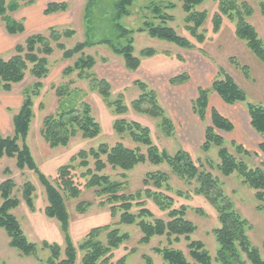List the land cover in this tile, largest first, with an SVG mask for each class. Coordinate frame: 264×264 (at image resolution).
Wrapping results in <instances>:
<instances>
[{"label":"trees","instance_id":"1","mask_svg":"<svg viewBox=\"0 0 264 264\" xmlns=\"http://www.w3.org/2000/svg\"><path fill=\"white\" fill-rule=\"evenodd\" d=\"M135 1L137 0H116L113 4L110 21L116 31L115 38L118 43H114L109 38L93 40L91 9L96 0H88L84 10V21L88 29L87 40L77 42L72 48H66L63 43L58 42L59 36L70 37L74 34V30L66 28L58 32L50 27L48 36L42 33L30 34L23 43L14 46L13 54L9 58H0V90L10 91L13 85L23 80L26 73L36 79L30 87L27 86L22 91L20 106L12 116V134L0 136V159L2 157L13 158L18 169H29L37 174L47 200L44 214L57 219L61 225L65 243L63 249L55 243L49 244L42 241L41 249H47L49 254L45 263L41 264H75L78 249L82 251L81 264H126L127 255H122L114 263L110 261L112 251L120 247L128 238V234L122 233L118 227L122 224H136L139 227L142 232L139 243H148L153 236H166V239L170 241H178L182 237L187 241V254L192 261H189L181 250L166 246L156 248V252L161 255L162 264H211L212 258L205 249L204 243L190 237L196 230V226L185 218V206L171 208L172 197L164 196L159 191L154 192L150 188L152 186V188L161 189L164 185L168 186L169 178L166 172L156 170L147 173L142 180L144 189L135 194L124 193V183L113 180L111 175L103 172L107 167L112 171L119 170L118 175L125 180V172L144 162L153 165L166 163L170 170L188 185L194 182L196 186L193 192L202 194L214 205L218 214V225L211 232L218 244L214 258L219 264H264V257L260 250L251 245L246 235V230L250 228L249 222L234 211L217 177L202 169L201 162L193 161L183 149L177 150L174 154L158 149L151 139L148 127L121 117L128 110L123 102V96L119 94L116 99L110 100V84L92 72L96 61L91 55H80L71 66L63 69V74L70 75L77 71L79 78L92 81L103 101L117 116L112 124L113 130L121 137L127 134L137 146L130 148L118 141L113 145L100 143L97 147L79 150L70 158V163L57 168L52 179L42 174L34 161L26 139L33 118V97L39 94L42 87L41 79L49 72L47 56L53 52L50 41L56 42V47L62 52V58L66 60L76 54H81L85 48L95 44H106L114 54L121 57L124 68L134 72L141 64L140 59L133 53V33L135 31L122 26L117 20L122 16H128V8ZM204 1L206 0H179L185 14V28L197 43L205 40V35L199 32V28L206 18V11H198L195 7ZM214 1L217 3V11L212 17L213 30L218 29L223 16L235 21L236 37L244 40L252 53L264 63V43L255 28L246 20L252 14V7L246 2L237 3L236 0ZM22 3L32 4L33 0H0V19L3 21L5 31L10 35L24 32L23 21L13 19L8 15V12H15ZM150 7L151 19L146 17L142 26L136 29L137 32H146L152 38L173 43L185 50L195 48L189 39L178 35L168 24L173 21V16L166 10L173 9L174 3L167 2L165 5L152 3ZM66 9L67 4L64 1L50 2L45 6L43 13L50 14ZM261 12L264 13V3L261 4ZM155 53L153 48L146 47L141 49L139 54L146 57ZM188 79L186 73H180L171 77L168 82L171 85H179ZM132 85L138 89L139 94L130 102V106L136 112L145 113L157 119L165 137L172 136L175 124L159 104L157 92L139 79H135ZM56 89L57 95L61 96L60 88ZM210 92L217 94L227 105L245 103L249 125L260 137L257 148L263 155L264 107L260 104L246 102L244 91L221 68L217 69L208 87L197 88L196 96L190 102L191 111L199 120L205 121L206 116L210 119V124L204 129V140L200 149L208 152L215 147L219 160L216 168L221 175L227 177L236 173L244 185L255 191L256 200L264 204V170L260 166H250L244 159L230 153L224 138L218 131L231 134L234 124L214 107L209 106ZM99 131L100 126L90 115L89 107L84 106L81 113L75 112L73 108H67L45 116L42 120L40 135L49 147L55 148L66 146L78 132L83 137L95 138ZM230 144L236 154L244 157L252 155L248 148L236 140L231 139ZM141 146L145 147V151L140 149ZM78 169L84 170L77 173ZM4 172L9 173V169L5 168ZM14 187L15 183L10 177L0 182V228L5 230L9 238L8 245L11 248L16 249L22 255H35L38 244L27 239L18 219L11 213V210L19 204V199L12 194ZM84 189H93L97 197H104V202L109 206L111 215L115 216L118 213V220L112 224L92 227L86 233L84 241L76 246L67 233L69 215L66 202L77 198ZM33 191L34 186L31 182L26 181L21 185L22 198L30 209L33 208ZM176 192L182 194L181 191ZM143 195L151 197L161 209L167 210V220L160 218L147 220L153 214L145 207L144 201L140 200ZM263 204L257 207L264 210ZM91 205L92 202L84 200L79 201L75 208L76 211L82 213ZM135 206L137 213L131 211ZM101 234H104V241L97 239ZM262 248L264 250V243ZM144 259L145 264H152L149 256H144Z\"/></svg>","mask_w":264,"mask_h":264},{"label":"rangeland","instance_id":"2","mask_svg":"<svg viewBox=\"0 0 264 264\" xmlns=\"http://www.w3.org/2000/svg\"><path fill=\"white\" fill-rule=\"evenodd\" d=\"M63 1L67 4L66 11L43 13L48 3ZM115 1L96 0L93 5L91 11L94 41L109 38L114 43H118L115 38L116 31L110 21ZM87 2L88 0H33L32 4L22 3L15 12H8L13 19L22 20L25 29L21 34L10 35L5 31L3 21L0 19V58H9L13 54L14 46L23 43L30 34L42 33L48 36L49 26L46 28L45 24H51L50 27L58 32L66 28L74 30V34L70 37L59 36L58 42L63 43L66 48H72L77 42L87 40L88 29L84 21ZM167 2L175 4L173 9L166 10L173 16V21L168 24L178 35L189 39L195 45L194 49L185 50L173 43L152 38L146 32L136 31L145 19H151L150 6L152 3L165 5ZM236 2H246L252 7V14L246 20L255 28L264 43V13L261 12V4L264 0H236ZM195 9L206 11V18L199 28V32L205 35L202 43H197L185 28V14L179 0H137L128 8V16H122L117 22L135 31L133 33V53L140 59L141 64L134 72L126 70L121 57L114 54L106 44H95L85 48L81 54H76L66 60L62 58V52L56 47V42L51 40L53 52L47 56L49 72L41 79L42 87L39 94L33 97V118L26 142L40 172L49 179L54 177L59 166L70 163V158L79 150H88L90 147H97L100 143L113 145L118 141L130 148L137 146L127 134L121 137L113 130L112 124L117 116L103 101L92 81L79 78L77 71L70 75L63 74V69L71 66L80 55H91L96 61L92 72L110 84V100L116 99L119 94L123 96V102L128 110L121 117L148 127L151 139L158 149H163L169 154L183 149L193 161L201 162L202 169L217 177L234 211L249 222L250 228L246 230V235L251 245L258 248L264 257L262 248L264 210L257 207L263 203L256 200L255 191L244 185L236 173L227 177L221 175L216 168L219 160L215 147L208 152L200 149L205 126L209 125L210 121L208 116L205 121H200L193 114L190 106L191 100L196 96L197 88L208 85L211 76L213 78L217 69L221 68L244 91L246 102L260 104L264 107V63L252 53L244 40L236 37L235 21L223 16L218 29L213 30L212 17L217 11V3L214 0H206L197 5ZM36 25H41V29L33 30L32 27ZM146 47L153 48L156 53L152 56H140V50ZM180 73H186L189 79L178 86L169 84L168 80ZM135 79L146 82L157 92L159 104L176 126L173 136L165 137L157 119L145 113L136 112L130 106V102L139 94L138 89L132 85ZM35 80L29 73H26L23 80L13 85L10 91L0 90V136L12 134V116L20 106L22 91L25 87H30ZM56 88H60L61 96L57 95ZM212 104H216V101L214 100ZM84 106L89 107L90 115L100 126L99 134L95 138H86L78 132L66 146L49 147L40 135L43 118L67 108H73L75 112L81 113ZM220 110L236 123L234 133L226 134L218 131L224 138L230 153L244 159L250 166H260L264 170V155L257 148L260 137L251 130L244 106H220ZM231 139L236 141L239 139L238 142L243 143L252 155L244 157L236 154L230 144ZM140 149L145 151L143 146ZM5 168L9 169V173L4 172ZM83 170L78 169L77 173ZM156 170L168 174V186L164 185L161 189H155L152 186L150 188L154 192L159 191L164 196L172 197L171 208L185 206V218L196 226V230L190 236L191 239L202 241L212 258L211 264H219L214 258L218 244L211 232L218 225V214L214 205L205 196L193 192L196 186L194 182L188 185L181 177L174 174L166 163L138 164L125 172V180L118 175L119 170L112 171L107 167L103 172L111 175L113 180L123 182L124 193L135 194L144 189L142 182L144 176ZM7 177L13 179L15 187L12 194L19 199L18 206L12 209L11 213L18 219L27 239L37 243L38 248L35 255L20 254L8 245L9 238L5 230L0 228V264L45 263L49 251L41 249L40 243L42 241L49 244L55 243L63 249L65 243L61 225L57 219L44 214L47 200L44 188L39 183L35 172L29 169L20 170L15 166L13 158L2 157L0 159V182ZM26 181L34 186L32 209L25 204L21 194V185ZM176 191H181L182 194H177ZM84 200L92 202V205L79 213L75 206L79 201ZM140 200L144 201L145 207L153 214L151 218H147L148 221L154 218L167 220V210L161 209L151 197L143 195ZM104 201L105 198L97 197L93 189H84L77 198L66 202L69 215L67 233L74 245H80L92 227L117 222L118 213L115 216L111 215L109 206ZM199 209L202 213L198 212ZM131 211L137 213V207H133ZM118 227L122 233L128 234V238L120 247L112 251L110 259L112 263L122 255H127L126 264H145L144 256H149L152 264H162L161 255L156 252V248L166 246L181 250L186 258L192 261L187 254V241L182 237L178 241H170L166 239V236H153L148 243H139L142 232L136 224H122ZM97 239L104 241V234ZM81 255L82 251L78 249L75 264H81Z\"/></svg>","mask_w":264,"mask_h":264},{"label":"crops","instance_id":"3","mask_svg":"<svg viewBox=\"0 0 264 264\" xmlns=\"http://www.w3.org/2000/svg\"><path fill=\"white\" fill-rule=\"evenodd\" d=\"M45 8V7H44ZM44 10V9H43ZM66 11V10H65ZM41 26V25H40ZM39 25H36L35 27H32L33 28V30L35 29V28H38V29H35V30H39V29H41V27H40ZM49 26V27H48ZM50 26H51V24L49 25V24H45V27L47 28H50ZM53 26V25H52ZM215 75V74H214ZM211 78H212V76H211ZM211 78H210V80H209V84L208 85H206L205 87H208L209 85H210V82H211ZM185 83V82H184ZM183 84V83H182ZM179 85H181V84H179ZM173 86H178V85H173ZM216 101V104H212V102L213 101ZM245 103H235V104H232V105H227V104H225L219 97H218V95L217 94H215L214 92H210V94H209V106L210 107H214L216 110H218L223 116H225V117H227L229 120H231L232 122H233V124H234V130L232 131V133H234V131H235V128H236V123H235V121L234 120H232V119H230L228 116H226L221 110H220V106H223V107H230V106H236V107H238L239 105H242V106H244V108H245V111H246V107H245V105H244ZM246 113H247V111H246ZM196 116V115H195ZM247 116H248V114H247ZM197 117V116H196ZM209 117V116H208ZM198 118V117H197ZM206 118H207V116H206ZM249 118V117H248ZM201 121V120H200ZM209 121H210V119H209ZM250 126V125H249ZM251 128V127H250ZM251 130L254 132V130L251 128ZM175 131H176V126H175ZM175 131H174V133H175ZM173 133V134H174ZM255 133V132H254ZM173 136V135H172ZM171 137V136H170ZM203 140H204V132H203ZM238 140L239 139H237V142H238ZM240 143V142H239ZM202 144V143H201ZM241 144H243V143H241ZM244 145V144H243ZM245 146V145H244Z\"/></svg>","mask_w":264,"mask_h":264}]
</instances>
